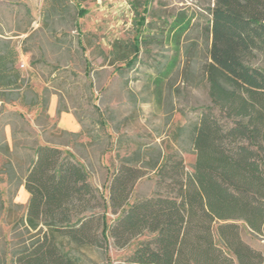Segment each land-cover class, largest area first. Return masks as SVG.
Listing matches in <instances>:
<instances>
[{
	"label": "trees",
	"instance_id": "16d2710c",
	"mask_svg": "<svg viewBox=\"0 0 264 264\" xmlns=\"http://www.w3.org/2000/svg\"><path fill=\"white\" fill-rule=\"evenodd\" d=\"M214 3L203 66L211 105L202 108L197 122L177 128L181 151L165 157L157 144L135 141L134 151L118 155L108 201L73 153L47 145L22 150L15 134L11 146L4 130L13 123L0 122V174L8 183V204L20 207L14 202L20 187L30 195L16 222L29 238L18 235L10 264H83L84 251L107 256L111 245L123 250L145 235L121 264H264L263 252L242 231L264 233V0ZM179 23L181 36L191 23ZM111 49L106 59L123 65L117 71L135 68L139 43L117 41ZM18 60L11 43L1 42L0 101L47 111L44 98L23 89ZM100 124L107 128L102 119ZM113 144L119 149L123 138ZM184 151L195 155L191 171ZM150 172L157 176L154 196L130 203ZM5 210L0 189V215ZM108 213L116 215L112 224Z\"/></svg>",
	"mask_w": 264,
	"mask_h": 264
},
{
	"label": "rangeland",
	"instance_id": "374dc122",
	"mask_svg": "<svg viewBox=\"0 0 264 264\" xmlns=\"http://www.w3.org/2000/svg\"><path fill=\"white\" fill-rule=\"evenodd\" d=\"M214 1L0 0V43L10 42L19 52L23 89L30 88L48 104L46 111L42 105L31 109L20 102L0 101V122L13 123L4 130L9 144L14 143L15 134L22 150L47 145L73 153L87 166L92 184L107 201L118 155L134 151L135 141L157 144L165 157L181 151L177 128L197 122L202 108L211 105L203 66L208 62L211 37L207 29ZM180 20L191 23L181 36L176 29ZM117 41L139 43L134 69L119 72L116 68L123 65L106 59ZM25 94L33 98L30 92ZM75 121L80 124L79 136L69 134ZM98 135L100 140L95 139ZM119 136L123 144L118 149L113 143ZM181 153L191 171L194 153ZM2 162L0 155V168ZM156 179L154 172L144 176L130 203L153 197ZM0 189L6 209L0 215V264H10L9 253L22 239L18 235L29 238L23 227L16 229V222L30 197L20 187L14 199L20 207L10 206L2 174ZM115 218L108 213L106 221L112 224ZM242 231L243 239L264 254V233L254 236L246 228ZM146 238L136 239L123 250L111 245L107 256L84 251L83 264H121Z\"/></svg>",
	"mask_w": 264,
	"mask_h": 264
},
{
	"label": "crops",
	"instance_id": "0c3cea01",
	"mask_svg": "<svg viewBox=\"0 0 264 264\" xmlns=\"http://www.w3.org/2000/svg\"><path fill=\"white\" fill-rule=\"evenodd\" d=\"M51 117H52V115H51ZM79 122V121H78ZM72 130H73V133H77L78 132V130H79V128H80V124L79 123H77V121H75L74 123H72ZM71 132V131H70ZM29 197H30V195H29Z\"/></svg>",
	"mask_w": 264,
	"mask_h": 264
}]
</instances>
